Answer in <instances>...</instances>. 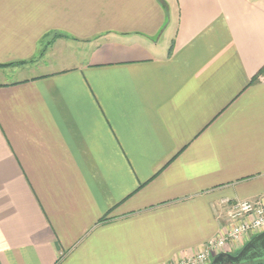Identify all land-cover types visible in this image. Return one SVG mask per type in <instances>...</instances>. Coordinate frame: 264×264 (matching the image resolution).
<instances>
[{
	"label": "crops",
	"instance_id": "obj_1",
	"mask_svg": "<svg viewBox=\"0 0 264 264\" xmlns=\"http://www.w3.org/2000/svg\"><path fill=\"white\" fill-rule=\"evenodd\" d=\"M257 199L264 0H0V264H175Z\"/></svg>",
	"mask_w": 264,
	"mask_h": 264
},
{
	"label": "built area",
	"instance_id": "obj_2",
	"mask_svg": "<svg viewBox=\"0 0 264 264\" xmlns=\"http://www.w3.org/2000/svg\"><path fill=\"white\" fill-rule=\"evenodd\" d=\"M228 223L223 231L209 239L195 255L179 260L175 264H208L215 253H221L227 244L235 243L245 235H256L264 231V201L235 200L227 212Z\"/></svg>",
	"mask_w": 264,
	"mask_h": 264
},
{
	"label": "water",
	"instance_id": "obj_3",
	"mask_svg": "<svg viewBox=\"0 0 264 264\" xmlns=\"http://www.w3.org/2000/svg\"><path fill=\"white\" fill-rule=\"evenodd\" d=\"M262 257H264V231L251 237L238 253L234 255L227 252L218 253L210 264H246Z\"/></svg>",
	"mask_w": 264,
	"mask_h": 264
},
{
	"label": "trees",
	"instance_id": "obj_4",
	"mask_svg": "<svg viewBox=\"0 0 264 264\" xmlns=\"http://www.w3.org/2000/svg\"><path fill=\"white\" fill-rule=\"evenodd\" d=\"M246 264H264V257L256 259L252 262L246 263Z\"/></svg>",
	"mask_w": 264,
	"mask_h": 264
},
{
	"label": "flooded vegetation",
	"instance_id": "obj_5",
	"mask_svg": "<svg viewBox=\"0 0 264 264\" xmlns=\"http://www.w3.org/2000/svg\"><path fill=\"white\" fill-rule=\"evenodd\" d=\"M258 253H260V252L258 251ZM222 264H228V263H222Z\"/></svg>",
	"mask_w": 264,
	"mask_h": 264
}]
</instances>
